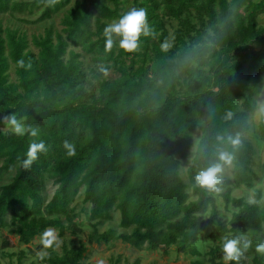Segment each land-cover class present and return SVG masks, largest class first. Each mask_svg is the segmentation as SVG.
Segmentation results:
<instances>
[{
	"label": "trees",
	"instance_id": "obj_1",
	"mask_svg": "<svg viewBox=\"0 0 264 264\" xmlns=\"http://www.w3.org/2000/svg\"><path fill=\"white\" fill-rule=\"evenodd\" d=\"M126 1L0 0V15L27 25L57 18L31 40L0 19V119L14 113L38 130L36 137L20 138L0 128V172L15 173L0 194V236L11 227L30 245L49 228L60 238L81 235L77 202L83 197L90 244L122 241L151 252L174 247L201 258L198 243L210 227L213 246L206 256L210 264H224V236L244 230L264 240L263 190L255 191V203L233 195L260 180L247 136L264 83V0H133V7L146 9L156 35L142 36L133 53L114 38L106 52L103 30L123 15ZM85 56L94 63L90 71ZM236 133L242 144L234 152V185L225 175L219 193L197 185L195 176L216 160L217 137ZM258 135L264 146L262 115ZM32 140H44L48 152L26 170L21 161ZM65 141L75 155H67ZM48 181L55 187L50 200ZM219 200L235 209L227 223ZM115 213L131 234L100 230ZM251 241L253 264H264L256 252L260 241ZM12 247L6 239L0 250ZM86 253V246H72L44 261L89 264ZM26 256L22 251L19 262Z\"/></svg>",
	"mask_w": 264,
	"mask_h": 264
},
{
	"label": "rangeland",
	"instance_id": "obj_2",
	"mask_svg": "<svg viewBox=\"0 0 264 264\" xmlns=\"http://www.w3.org/2000/svg\"><path fill=\"white\" fill-rule=\"evenodd\" d=\"M131 8H133V0H127L123 7L122 13L125 14ZM36 17L37 16L30 19H35ZM0 19H3L6 26H10L12 28H19L21 31L26 32L30 40L34 35L43 34L45 28H48L51 24L54 23L57 25V18L56 20L48 21L37 25H27L20 22L18 18L14 19L5 15L4 16L0 15ZM259 22L260 25L264 24V15L260 16ZM176 24L177 23L175 22L174 25ZM169 29L171 30V32H173L174 26L169 27ZM83 61L85 63V67L87 71H90L94 67V63L92 61L91 56H85L83 58ZM108 75L110 78L115 77V75L112 72L109 73ZM10 80L12 82L16 81V77L13 71H11ZM261 101H264V83L262 85L261 92L254 104V107L256 108V113L251 119V130L247 136L256 149L255 171L260 177V180L254 183L253 188L242 186L241 188H235L233 192L234 197L244 198L248 202L250 198L254 200V194L256 190H263L264 193V174L262 172V162L264 159V146L259 140L258 124L261 115L257 112V105ZM0 128L3 131H8L3 125V123H0ZM198 139H199V135L197 136L193 153L196 149ZM188 167H189L188 163H183L182 175L186 181H188V179L186 178ZM14 175L15 173L13 172L12 173L0 172V194L2 188L12 182ZM224 175L230 178L232 184L234 185L233 182L234 167L232 166L230 168H227L225 170ZM54 192H55V187L50 181H48L47 190H46V197L48 200H50L53 197ZM218 204L221 212L220 217L224 223H227L230 220L232 212L235 211V209L232 206L229 209H226L224 203L221 200H219ZM77 205H78L77 211H80L81 214L85 216L86 213L89 211L90 207L88 205H84L83 197L78 200ZM83 216H82V221L80 222L81 226L82 227L84 226L83 234L74 236L71 233H69L64 238H60L58 234L60 240L59 247L53 246L50 249H43V246L40 243L41 238H36L30 245H23L20 243L19 237L11 233L12 228L11 227L6 228L5 230L2 231V234L0 236V248L2 247L3 242L6 239H9L11 241L13 247L10 249H6L4 251L0 250V264H46L44 261L45 258L50 256L52 253L58 256H62L65 248H70L74 246L78 249L83 245L86 246L87 248L86 262L89 264H100L101 261H103V264H111L115 262H118V264H134L136 261H139L141 264H192L196 260H201L202 262H204V264H210V262L208 261V257L206 256L210 251L211 247L213 246V243L208 239V235L212 230L210 227H207V229L203 233L201 240L198 243L199 249L203 256L201 258H192V257H186L184 255H179L174 247L168 250L162 248L157 252H151L147 249L148 246H144L141 249H136L128 244L123 243L122 241H116L111 245L90 244L88 236L91 233V228H89L86 225L85 222L86 217ZM10 218L11 216H8L7 218L8 223H10ZM109 229H114L117 232V235H120L122 233L125 234L132 233V230H124L120 227V216L118 213L114 214V221L108 222L100 228L102 232L107 231ZM239 233L246 234L250 240L257 238L258 241H261V239L257 236L256 233H251L244 230H240ZM22 251H25L27 256L24 258L22 262H19V256ZM39 252H44L45 255L41 257L38 255ZM260 255L264 256V254H260ZM253 258H254V254H251V252L247 251L245 252L244 256L241 258L240 264H253ZM223 263L225 264V261Z\"/></svg>",
	"mask_w": 264,
	"mask_h": 264
},
{
	"label": "clouds",
	"instance_id": "obj_3",
	"mask_svg": "<svg viewBox=\"0 0 264 264\" xmlns=\"http://www.w3.org/2000/svg\"><path fill=\"white\" fill-rule=\"evenodd\" d=\"M57 0H47L49 5H54ZM105 37V51L110 52L114 46V38L119 40V48L126 53L136 52L140 47L141 37L155 36V30L148 22V15L145 8L133 7L123 14L118 19L113 20L107 24L103 30ZM162 48H166L167 44H162ZM20 67H24V61H18ZM257 112L264 116V101H261L257 105ZM0 123H3L5 128L14 136L23 138L25 136L36 137L38 130L29 125H26L22 117L18 118L16 114H9L0 119ZM218 147L216 149V160L211 163L205 169L199 171L195 176V182L200 187L219 193L222 191L220 185L223 183V176L225 170L233 166L235 159L234 152L241 144V134L235 135L229 134L227 136L220 135L217 137ZM229 145L232 151H228L224 145ZM64 148L67 151L68 156L75 155V147L71 143L65 141ZM48 152V146L44 140L35 141L32 140L29 144L26 158L21 161V166L24 169H29L32 164L39 159V155ZM253 199H249V203H255ZM40 243L43 249H50L53 246L59 247L60 240L58 233L54 229H46L41 234ZM252 246V241L244 233H238L231 238L229 236L223 237L222 252L223 260L225 264L229 262H235L239 264L241 258L244 256ZM256 252L264 254V240H261L256 245ZM39 256L45 255L44 252H39ZM103 264V261L100 262Z\"/></svg>",
	"mask_w": 264,
	"mask_h": 264
}]
</instances>
